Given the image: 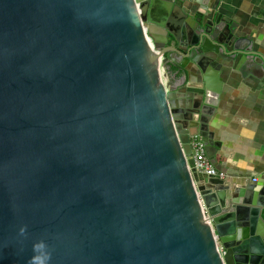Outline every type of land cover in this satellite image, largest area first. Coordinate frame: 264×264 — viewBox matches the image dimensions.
Here are the masks:
<instances>
[{
  "label": "water",
  "instance_id": "obj_1",
  "mask_svg": "<svg viewBox=\"0 0 264 264\" xmlns=\"http://www.w3.org/2000/svg\"><path fill=\"white\" fill-rule=\"evenodd\" d=\"M187 2L0 0V264H264V189L191 147L219 148L207 62L257 53Z\"/></svg>",
  "mask_w": 264,
  "mask_h": 264
},
{
  "label": "crops",
  "instance_id": "obj_2",
  "mask_svg": "<svg viewBox=\"0 0 264 264\" xmlns=\"http://www.w3.org/2000/svg\"><path fill=\"white\" fill-rule=\"evenodd\" d=\"M171 6L163 2L159 16L170 14ZM216 7L243 39L242 47L257 55L243 58L237 66L221 60L224 67L219 71L208 62L204 68V75L213 78L217 74L221 81L218 106L208 124L212 143L219 145L212 163L226 174L224 179L231 186L264 189V0H189L181 13L194 17ZM187 68H194V73L174 69L178 74L173 75V86H181L185 76L189 83L204 76L194 63L189 62Z\"/></svg>",
  "mask_w": 264,
  "mask_h": 264
},
{
  "label": "built area",
  "instance_id": "obj_3",
  "mask_svg": "<svg viewBox=\"0 0 264 264\" xmlns=\"http://www.w3.org/2000/svg\"><path fill=\"white\" fill-rule=\"evenodd\" d=\"M191 147L196 173L204 175L208 178L224 179L226 177L224 172H220L215 168L214 164L207 156L206 145L200 135H195L191 138Z\"/></svg>",
  "mask_w": 264,
  "mask_h": 264
},
{
  "label": "clouds",
  "instance_id": "obj_4",
  "mask_svg": "<svg viewBox=\"0 0 264 264\" xmlns=\"http://www.w3.org/2000/svg\"><path fill=\"white\" fill-rule=\"evenodd\" d=\"M23 231V230H22ZM36 248H40V247H43V245H36L35 246Z\"/></svg>",
  "mask_w": 264,
  "mask_h": 264
}]
</instances>
